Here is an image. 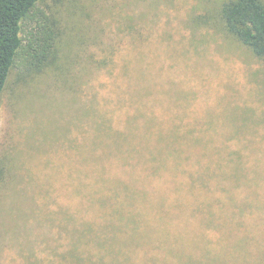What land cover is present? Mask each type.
Returning a JSON list of instances; mask_svg holds the SVG:
<instances>
[{
    "label": "rangeland",
    "instance_id": "374dc122",
    "mask_svg": "<svg viewBox=\"0 0 264 264\" xmlns=\"http://www.w3.org/2000/svg\"><path fill=\"white\" fill-rule=\"evenodd\" d=\"M222 1L40 3L61 48L41 73L12 68L0 100V264H264V59L222 29ZM139 89L158 114L137 136L130 117L115 133ZM159 129L234 149L219 157L256 166L260 203L153 205L129 222H80L84 149L158 148Z\"/></svg>",
    "mask_w": 264,
    "mask_h": 264
},
{
    "label": "trees",
    "instance_id": "16d2710c",
    "mask_svg": "<svg viewBox=\"0 0 264 264\" xmlns=\"http://www.w3.org/2000/svg\"><path fill=\"white\" fill-rule=\"evenodd\" d=\"M42 1L0 0V100L12 68L21 65L22 71L41 73L54 62L61 48V43L57 44L56 21L42 9ZM218 12L226 34L246 46L254 56L264 59V1L223 0ZM29 24L32 30L25 40L22 32ZM128 69L129 64L124 61V76ZM136 93L137 98L127 103L131 110L117 115L118 122L114 126L117 134L127 127V117L133 122L131 135L137 136L138 126L158 114L148 110L146 94L141 96V89ZM159 130L164 140L158 148L151 145L153 149H150L147 144L138 146L130 140L84 149V175L76 187L82 198L80 222H129L137 218L132 210L153 205L260 203L256 166L248 160L219 157L235 154L234 149L225 145L195 147V131ZM147 142L151 144V138ZM71 216L75 219L72 211ZM77 232L73 226V236ZM77 237L72 238L75 247ZM60 258L34 262L64 264Z\"/></svg>",
    "mask_w": 264,
    "mask_h": 264
}]
</instances>
